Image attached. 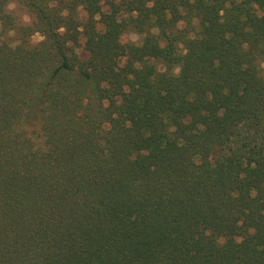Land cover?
Listing matches in <instances>:
<instances>
[{"label":"trees","instance_id":"1","mask_svg":"<svg viewBox=\"0 0 264 264\" xmlns=\"http://www.w3.org/2000/svg\"><path fill=\"white\" fill-rule=\"evenodd\" d=\"M0 264H264V0H0Z\"/></svg>","mask_w":264,"mask_h":264},{"label":"rangeland","instance_id":"2","mask_svg":"<svg viewBox=\"0 0 264 264\" xmlns=\"http://www.w3.org/2000/svg\"><path fill=\"white\" fill-rule=\"evenodd\" d=\"M9 9L11 11H13L17 16H19V18L24 21L25 23H29L31 21V17L27 14L26 10L23 8V6L21 4H19L18 2H12L9 5ZM41 35L40 34H36L33 38V40L35 42H38L39 40H41ZM123 40L124 41H136V42H141L142 37L135 33V32H129L127 34H125L123 36Z\"/></svg>","mask_w":264,"mask_h":264}]
</instances>
